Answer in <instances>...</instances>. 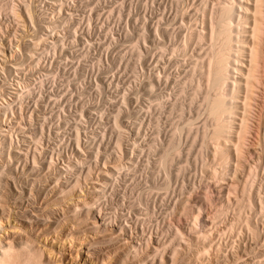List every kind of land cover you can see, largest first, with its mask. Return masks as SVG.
Returning a JSON list of instances; mask_svg holds the SVG:
<instances>
[{"label": "rangeland", "instance_id": "obj_1", "mask_svg": "<svg viewBox=\"0 0 264 264\" xmlns=\"http://www.w3.org/2000/svg\"><path fill=\"white\" fill-rule=\"evenodd\" d=\"M215 3L217 4L218 0H66L64 3L61 0H0V93L3 92L5 100L13 98L15 93H23L25 108H30L27 109L30 112L31 109L33 111V123H38L39 126L42 122L44 130H47L46 133L51 134L50 143L60 142L61 139L63 140L61 142L71 139L75 150L81 147L77 149L80 158L88 156L89 141L94 143L95 138L94 148L96 151L99 150L101 157L98 158L99 160L92 157V172L89 177L92 176V178L90 182H88L89 179L86 183L83 182L81 192L86 193L89 187L100 180V171H103L106 166H111L114 162L120 164L123 161L121 164L125 166V170L122 168L120 170L122 173L118 171L115 177L112 176V180L110 179L112 186L110 182H108L109 185L107 184L110 187L108 193L106 190L108 186L106 185L107 188H105V194L107 193L105 197H107L100 202L103 206H101L103 217L107 215V218L111 215L107 220L113 218V223L116 220V223L139 225V231L140 228L148 226V229L145 227V233L155 238L164 235H161L163 226L165 228L168 225H174L173 227L180 228L179 231L183 234L180 239L183 240L180 242V248H184H181L183 256L179 261L180 264H264V129L263 126L261 127L264 118L262 120L260 115L264 109L262 105L264 104V90H262L264 87L260 86L261 92H257L258 99L261 97L262 101L256 99L255 110L257 108L258 111L254 113L257 116L251 115L254 122L250 119L252 131L250 130L251 134L248 133L249 136L251 135L250 138L247 137L248 134L246 136L245 141L248 145L246 146L244 142V148L248 147L245 151L246 155L244 154L246 156L244 161L242 158L239 163L233 162L234 164L228 170L219 166L215 168L220 175L218 178L215 177L216 180L208 170L209 165L206 167L213 160L212 149L209 147L210 152L206 145H202L199 137L195 139L196 142L193 141V144L191 137L193 133L192 135L189 133L188 137L186 132L188 130L183 128L184 125L189 124L190 120L195 128L191 132H195L198 126V130H201L208 122H205L207 118H205L204 109H199L198 101L200 100L194 101L195 104L194 102L189 104L193 89L189 83L186 84L188 77L186 74L190 73L192 63L200 59L198 56L205 53L208 45L206 39L196 43V40L193 39V41L190 37H193L194 33L203 34L205 32L203 30L207 31L209 26L211 27L214 21L212 22L213 17L211 20L210 15L211 10L213 13L216 8ZM8 4L19 10L28 5L33 13L34 22H30L23 14L20 18L15 17L6 10L5 6ZM149 27L152 29V35L149 33ZM199 29L200 31L197 32ZM138 34L146 40L143 39L142 43L140 42V57L136 58L132 45L137 40ZM54 43H56L55 48H53ZM17 64L18 67H16ZM157 76L158 79L156 78V83L151 90L154 93L151 95L152 93L147 92L144 85ZM197 78L200 79L201 76ZM159 79L161 81H158ZM157 81L161 83L160 86ZM181 84L185 87L182 96L179 95ZM158 101L161 106H157ZM176 103L179 104H177L179 108L182 106L183 110H180L184 113H181L179 109L176 111L175 107L178 106L173 107ZM117 113L120 114L118 115L119 123L123 124L124 135L122 134L120 145L123 146L124 154H121L120 149L115 148L114 143L110 141L111 119ZM257 124H260L261 128ZM175 127L183 128L185 133L180 132L182 134L177 136L178 140L182 135L181 141H178L181 152L167 168L166 175V172H161L155 164L158 150L170 140ZM74 131H78V134ZM77 135L81 137L77 139ZM101 136L106 139H102ZM152 140H155L158 152H147V145ZM139 150H141L140 153ZM142 150H144L143 153ZM105 154L110 156L107 157ZM116 154H118L117 157ZM95 160L99 161V165L95 163ZM104 162L107 163L106 166ZM242 162L243 164L240 165ZM60 163H63L62 160ZM254 168L257 169V173ZM222 171L225 175L221 174ZM254 172L256 175H253ZM98 173L99 175L96 176ZM252 175L254 177H251ZM248 176L253 180H250ZM165 177L168 178L167 181ZM244 184H246V191ZM147 194L153 200H150ZM164 194L167 196L165 197ZM201 198L204 199L202 210L200 209L201 218L205 217L203 218L204 226L192 228L191 218L183 214L180 206L182 202L188 204L191 202V206L186 204V207L193 209L197 214L199 209L197 206ZM205 198L208 200L206 201ZM148 200L154 202L151 204L146 202ZM145 203L147 204L144 205ZM243 203L244 205L247 203L248 206H244L245 210L242 209ZM238 208L243 212H240ZM148 212L150 217L147 215ZM114 217L117 218L114 219ZM148 219L149 225L144 226V222H148ZM141 220L143 223H138ZM245 220H248L250 229ZM245 223L247 226L244 225ZM168 235L170 238L165 235L167 241L174 242L171 234ZM87 236L89 239L93 238L92 235ZM207 236H209L208 239ZM48 242L51 243V247H54L53 250L55 249L54 255L57 254L55 255L57 258L64 260V264H92L88 261L83 243H77L76 240L70 244L62 238H49ZM191 247L192 251H190ZM203 247L206 250L203 251ZM193 248L196 249L193 250ZM203 252L206 253L203 255Z\"/></svg>", "mask_w": 264, "mask_h": 264}, {"label": "bare ground", "instance_id": "obj_2", "mask_svg": "<svg viewBox=\"0 0 264 264\" xmlns=\"http://www.w3.org/2000/svg\"><path fill=\"white\" fill-rule=\"evenodd\" d=\"M65 1L66 0H61V2L63 3ZM215 5L216 8H214L213 13H212L213 10H211V15H210L211 20L213 17L212 22L213 21L214 22L213 24L210 23L211 27L209 26L207 30L208 32L206 30H203L205 32L202 31L203 34L202 33L200 34V33H194L195 31L194 30L193 31L194 34L192 35L193 37H190L192 40L193 39L196 40V43L197 41L198 42L200 41L201 43L202 40L204 41V39H206L208 45L205 53L203 52L204 53L203 55H201L200 57L198 56V58L200 59L196 58L198 61L194 60V63H192L193 65H191L193 67L190 66L191 71L190 73L186 74L188 75V77L186 78L187 81L185 80L186 84L189 83L191 85L190 87H192L193 89L192 94H190L191 101H189V104L190 102L193 103L194 101L197 102L198 100H200L198 101L199 102L198 104H200L199 109L200 110L201 108L204 109L203 112L206 116L205 118H207V120L205 119V122L208 121L206 122V124L207 123L208 124L207 125L204 124V127L201 130H198L199 129L198 126V129L195 132H191L192 130L194 131L195 128L193 126V123L191 124L190 120L188 122L189 124H186L183 127L188 130L186 131L188 133V137H189V133L190 135H192L191 133H193V135L191 136L192 142L193 141L196 142L195 139L199 137L200 142L202 141L203 143L202 145H206L208 149L209 147L212 149V152L210 151L211 149H209V151L213 156V160L211 159L212 162H210V164H207L206 167L209 165L208 170L210 171V174L211 176H213L214 179L215 177L218 178L219 175L216 172L217 170L215 169L218 166L221 167L222 169L227 168L228 170L230 166L234 164L233 162L239 163L240 160H242V158H243L242 161H244V156L247 153L245 151H247L246 149L248 148V147L244 148V144H245L244 142H246L245 140L247 134L249 132L251 134L252 131L250 126L252 125L251 124L252 122H250V119L253 120L252 116L256 115L254 111H258L257 108L255 110L256 107L255 105L257 103L256 99L261 100L260 99L261 97L258 99L259 97L258 93L261 92L259 90V87L260 86L264 87V0H226V1L218 0V3L217 4L215 3ZM27 6L20 9L21 11L19 9H16L13 5L10 4L6 5L5 8L6 10L10 11V13H12L15 17L20 18L22 17V14L25 15L30 20V22L33 23L34 22L33 13L29 8V6L28 7ZM149 30H150L149 33H151L152 35V29L150 28ZM199 31L200 29L197 32ZM204 33L206 35H204ZM143 39L146 40L145 37L143 38L142 35H139L137 40H135V42L132 45V50L136 58L140 57L139 48H141L140 42L142 43ZM191 39L189 40L191 41ZM55 45L56 43L53 44L54 46L53 48H55ZM16 67H18V64ZM198 75L201 76L200 79L197 78L199 77ZM156 78L158 79V76L153 77V79L150 82H148L147 84L145 83L144 85L147 92H150V94L152 93L151 95H153L154 93L153 91L151 92V90L156 83ZM158 81L161 80L159 79ZM158 83L160 86L161 83L160 82ZM17 85H19V83ZM180 86L181 87L179 89V95L182 96L185 87L182 86V84ZM2 93H0V264H64L65 263L64 260H62L61 258H57L55 256L57 254L54 255L55 249L53 250L54 247H51V243L48 242L49 238L50 239L62 238L66 243L69 242L70 244L74 241L76 242V240L78 241L77 243L79 242L83 243V245H85L84 246L85 254L87 255L88 261H90L92 264H176V263L180 264L179 261L183 256L182 249H184L183 247H181L182 249L180 248V244H181L180 242L183 241L180 240L182 239L181 235H183L179 231L180 228L179 229L178 227L175 228L173 227L174 225L173 226L168 225L165 228L163 226L161 227L163 228V231L161 232L162 233L161 235L164 234L162 236L163 238L162 237L155 238L154 236L152 237L149 233L148 234L147 232L145 233V227H146L145 225L150 223L149 222L150 218L147 220L148 222H144L145 227L140 228L139 231L138 229L139 225L116 223L115 222L116 220L113 223L112 222L113 218L111 220L109 219L107 220V218L109 216L111 217V215H109L107 218H106L107 215L105 216V218L103 217L102 214L103 206L100 205V202L103 201L102 199H105L107 197V196L105 197V195H107L108 190L110 189V187L108 186L109 185L108 182L112 180L111 179L113 178L112 176L116 175L117 174L116 172L120 171L122 168L125 167L124 165L121 164L123 161H121L120 164H118L119 162L117 164L116 162H114L111 166L109 164H108L109 166H106L107 161L104 162L103 164L106 167L104 168L103 171L99 170L101 172L100 175L101 178H99L100 180L98 181L96 180L97 182L94 183L93 186L89 187L86 193L81 192L83 190V184H84L83 182L86 183L88 179H89L88 182H90L91 181L90 179L92 178V176L91 178H89L90 172H92L91 170L92 169L91 160L93 161L92 157H94V159H98L101 157L99 155V150L96 151L94 148V143L96 142L95 138H94V143L92 141H89L90 148H89L88 156L86 158L84 157L80 158L78 157L79 154L77 152V149L79 147H77V149L75 150L73 148L74 145L70 141L71 139L69 141L64 140V142H61L63 140L60 137H58L61 139L60 140L61 143L60 142L50 143L51 134L46 133L47 130L46 131L44 130L42 122L41 124H39V126L37 125L38 123L36 122H35L36 124L33 123L34 120H32V118L34 114L32 113L33 112L32 109L30 112L27 110L30 108H25L24 105L25 98L22 96L23 93L22 94L15 93L13 98L11 97L10 100H5L4 94ZM158 102L159 103L157 104L159 105L157 106H161L160 101ZM177 104L178 103L173 104V107L176 106ZM151 106L154 108L153 105ZM152 107L150 108L152 109ZM181 107L182 106H180V108L179 106L175 107L176 111H178L177 109L183 110V108ZM262 108L260 110H262ZM119 110L121 111V109ZM119 113L113 115V118L111 119L112 133L110 132L111 133L110 141L114 143L115 148L120 149L119 151L121 154H124L122 151L123 146L120 145L122 141V134L124 132H122L123 124H120L118 121V117H119L118 115H120ZM181 113H184V111ZM181 113L180 115H182ZM260 115L263 120L264 109L262 110V113H260ZM254 118L256 119V117ZM257 125L259 126L260 124ZM262 126L264 129V121H262L261 123V127ZM182 129L175 127V129L173 130V134L170 137V140L167 141V144H164L165 146L163 145L162 148L158 150L159 153L156 161L157 165L155 164V166L158 167L161 170V172L163 173L166 172L165 173L166 175L168 171L167 168L170 167L169 165L171 164V162L174 160V158H176V156H179L181 152L180 151L181 145L178 141L180 140V137L182 135L179 137L178 140H177V136L184 132V129L183 130ZM50 130L52 131L51 128ZM51 131L48 132L51 133ZM77 132L76 134H78ZM45 133L47 134V136L45 135ZM66 133L67 132H65V134ZM59 134L61 133H58V135ZM103 136H101V138ZM250 136L248 134L247 137L250 138ZM77 137H81V135L80 136L77 135L76 138ZM63 138L66 139L65 136H63ZM72 139L75 140L73 137ZM79 140H81V138H79ZM188 140L190 141L191 139ZM76 141L78 142V140ZM110 141H108V143ZM154 141L155 140H152L147 145V152L155 153L157 151V146ZM76 145L80 146L81 144L80 145L76 144ZM247 145L248 142H246V146ZM134 146H135V142H134ZM140 151L141 150H139L138 152L140 153ZM143 151L144 150H142V153ZM248 153H250V151ZM117 155L118 154H116V157ZM105 156H107V154H105ZM251 156L253 157V155ZM60 160H62L63 163H60ZM96 162L97 161L95 160V163ZM241 164H243V162L240 163V165ZM237 167L235 168L237 169ZM129 169L130 166L128 170ZM122 170H125V168ZM128 170L126 168V171ZM256 170L257 169H255V172ZM99 173L96 176H98ZM256 173L253 175H256ZM221 174L225 175V172ZM253 175L251 177H254ZM251 177L249 178L248 176L250 180L252 179ZM247 180L248 179H246V181ZM111 183L112 182H110V186H112ZM251 183L253 184L252 181ZM106 185L108 186V189H106L107 193L105 194V188H107ZM244 185H245L244 189L246 191V184ZM245 191L244 193L246 194ZM164 195L165 197L167 196L166 194ZM148 197L150 198V200H153L151 199L150 195ZM206 198L205 200L207 201L208 199ZM146 202H150V201L148 200ZM151 202L153 203L154 201ZM247 202H249V200ZM190 203L188 204L187 202L186 203L182 202L180 206L181 211L183 212V214L191 218L190 225L192 228L195 227L197 228V226H201V225L204 226L203 218L205 217L202 216L203 218H201V213H200L202 210L201 206H203L204 204V199L201 198L199 200V206H197V208L199 209L197 214H195V211L193 209L186 207V204L189 206ZM244 203L242 204L243 210H245L246 207H248L247 203L246 205H244ZM146 204L147 203H145L144 205ZM244 206L246 207L244 208ZM147 207L146 210L148 211L150 208L148 207L149 208L148 209ZM239 207L241 208V206ZM240 208H238L240 212L241 211L243 212V210H241ZM103 213L106 214L105 212ZM111 214H113V212ZM149 214L150 213L148 212L147 215L149 216ZM241 215L243 214L241 213ZM119 217L120 216H118V218ZM116 218L114 217V219ZM123 218L125 219V217ZM238 220L242 221L243 218L242 219L238 218ZM142 221L143 220H141V222L138 223H143ZM208 221L209 220H207V222ZM247 221L245 220L248 226L246 225V223L244 225H246L250 229L249 227L250 224H248L249 222ZM231 227L229 228L232 229ZM152 228L154 229V227ZM153 229L152 231L151 230L149 231L153 232ZM168 234H171L172 236L171 238L173 239L172 241L174 242L171 243L167 241L166 236H168L167 238H170ZM87 235L89 236L92 235L93 238L89 239ZM208 237L209 236H207V239ZM192 244L195 245L194 243ZM194 249L196 248H193V250ZM200 249L201 248H199V250ZM204 250L206 249H204L203 247V251ZM190 251H192V247ZM184 252L186 253L185 250ZM205 253L203 252V255ZM183 260L181 262H183Z\"/></svg>", "mask_w": 264, "mask_h": 264}]
</instances>
